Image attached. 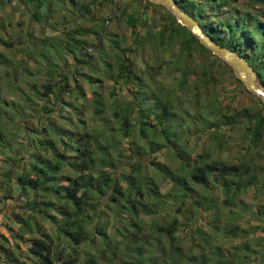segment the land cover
<instances>
[{
	"label": "trees",
	"instance_id": "16d2710c",
	"mask_svg": "<svg viewBox=\"0 0 264 264\" xmlns=\"http://www.w3.org/2000/svg\"><path fill=\"white\" fill-rule=\"evenodd\" d=\"M24 1L35 7V19L45 18L50 23L56 3L64 6L66 0ZM144 1L145 11L140 14L135 9L128 14L126 23L133 34L140 17L147 15L151 7L164 8ZM176 1L211 38L245 58L264 85V0ZM88 7L83 3L79 8ZM224 13L227 15L222 16ZM101 25L97 23L89 31L103 40L104 33L109 31ZM112 35L106 38L116 51V62L108 61L105 45L96 50L91 61L85 60L80 48L83 42L74 35L64 45L65 38L58 36H29L22 51L43 62L37 61V67L46 74V81L36 77L27 61L26 65L19 62L25 66L21 77L14 70L7 74L9 81L0 77V153L5 157L8 178V183L2 184L6 191L3 198L14 197L13 203L20 208L14 215L17 232L9 226L13 237L30 242L28 247L20 248L4 237L0 243V264H115L116 260L119 264H232L233 259L224 256L220 237L210 236L201 227L194 231L203 243L194 237L189 251L185 250L179 241V226L197 219L201 213L207 215V211L219 218L221 202L210 186H231L224 199L231 206L233 199L255 182L248 163H229L213 154L225 146V139L218 134L221 126L235 125L243 117L255 124L253 142L264 139V103L260 109L241 107L228 112L223 111L220 101H212L209 82L231 85L230 77L245 85L234 76L232 67L203 46L169 10L159 31L148 29L144 36L137 32L136 46L148 42L155 51L170 52L173 60L159 64L154 60L141 71L127 54L128 48L120 45L125 36L120 40ZM0 42L4 40L0 38ZM134 51L132 47L128 50ZM69 53L78 60L77 64L83 62L73 70L69 68ZM3 54L0 51V63ZM197 54L201 56L199 60ZM156 58L161 59V54L156 52ZM83 66L97 74L104 68V75L114 79L111 92L100 90L98 83L104 77L86 74ZM164 66L180 76L170 87L157 79L158 69ZM17 76L18 81L12 83L10 78ZM77 77L92 86L91 97L84 103L80 100L86 98V91ZM201 85L206 86L203 92ZM125 86L129 90L132 87L133 94L130 99L117 102L119 90ZM189 90L196 99L193 110L184 109L179 97L180 92L186 94ZM202 98L208 102L203 113L198 106ZM86 104L95 122L91 127L86 122L75 124L73 119V115L87 109ZM108 109L112 111L110 119L101 120ZM17 118H35L36 125L29 119L27 123H18ZM66 125L79 128L78 137L72 130L61 132ZM19 135L22 140H18ZM122 136L132 144L129 156L119 149ZM192 137L201 139L202 145L203 140H210L205 146L207 155L192 157L188 148ZM59 143L64 146L62 150ZM115 148L119 149L116 153ZM23 150L26 154L22 156ZM169 155L178 160L176 167L158 158ZM130 157L135 161L128 160ZM121 161H125L126 168L121 169ZM154 175L159 180H154ZM62 177L64 181L60 180ZM165 179L171 181V187L163 193L160 186ZM195 191L198 196H194ZM168 204L172 205L169 209ZM163 207L164 215L160 211ZM170 212L176 215L170 217ZM208 218L204 224L219 229L220 219ZM108 225L112 226V233ZM223 228L228 234H243L237 224ZM166 237L170 238V248ZM257 245L247 238L240 248L244 257L250 256Z\"/></svg>",
	"mask_w": 264,
	"mask_h": 264
},
{
	"label": "rangeland",
	"instance_id": "374dc122",
	"mask_svg": "<svg viewBox=\"0 0 264 264\" xmlns=\"http://www.w3.org/2000/svg\"><path fill=\"white\" fill-rule=\"evenodd\" d=\"M100 1H102V3H100ZM195 2H197V0ZM63 3L64 6H62L60 2L56 3L55 16L52 21H50V23H47L45 18L43 21L35 19L33 15L35 7L31 3L25 4L24 0H2V2H0V38L4 40V43L0 42V51L4 53L3 63L9 62V64L0 63L1 79L5 77V81H9L10 75L7 74L8 72H11V70L16 71L17 75L21 77L23 69H25L23 64L26 65L28 62V66L33 68V72L36 74V77L41 79L43 78V81H46V74L44 75L40 73L39 68L37 67L38 62L39 64H42L43 62L38 60V58H35V56L34 58L26 56L22 51V48L26 44L28 37H32V35L39 36L40 38L46 36H58L60 39L65 38V41H62L63 45L66 44L69 36L73 38L74 35V38L80 39L83 42L82 47H80L82 58L85 60L89 59L90 61L94 58L93 56L96 54V50L100 51L101 47H104L105 45L108 47V61L110 60L113 62L117 61L115 56L116 51L112 50L106 37H113L112 34H116L121 40L123 36H125V42L120 43V45L121 47L128 48V50L131 47L135 48L134 52H128L127 50V54L133 58L135 66L137 64L141 71L144 69V67L147 68L150 64H153L154 60H158V64L162 62V60H166L167 62L173 60V57L170 56V52L166 51L162 53L159 49L155 51V49H153L151 44L148 42H146L143 46H136L137 32L139 33V36H144L148 29H152L153 31L157 32L162 28V24L165 22V18L168 16V9L165 6L164 8H159V6L155 7V5L154 7H151L148 10L147 15L140 17L138 26L136 28L137 32L135 31L136 34H133V31L130 30V27L126 23L127 17L128 14H130L135 9L139 10L140 14L145 11L144 0H66ZM83 3L89 4V9L81 10L79 7ZM226 15L227 14L224 13L222 16ZM162 19H164V21ZM97 23L102 24L101 26H105V29L109 31L107 34L104 33L103 40H101V37H98V35L90 33L89 31V29L95 26ZM78 29H81L80 33H77ZM9 42L12 44H9ZM156 52L158 55L161 54V59L156 58ZM175 52H178V46L174 47V53ZM72 56V53L68 54L70 70H73L76 68V66H79L83 63L81 62L77 64L78 60L74 59ZM196 56L197 60L201 58L200 54H197ZM20 61H22L23 64H19ZM101 65L102 64L100 63L98 66ZM81 69L86 74L95 75L96 78L99 76L104 77L103 80H100L98 83L100 90L106 94L111 92V89L114 86V79L104 75V68L102 69V72L98 74L93 73L89 66H83ZM158 71L160 72L157 73V79H159L160 84H163V86L166 87H170L172 83L180 77L179 74L172 73V71H170L165 66L163 69H158ZM18 76L10 78L11 82L13 83L14 81H18ZM77 78L80 79L79 82L86 91V98H82L80 100L84 103L87 98L91 97L90 88L92 86H90V83L84 78ZM95 80L97 81V79ZM229 80V84L231 85H224L220 82H209L207 84L209 90L212 89V101H214L213 98L217 99L218 102L220 101L225 108L223 111L234 112V110H238V108L241 107H248L251 110L261 108V104L263 102L260 100L259 96L249 91L245 86L235 83L230 77ZM257 82L264 88L262 82H260L258 79ZM74 83L76 84V82L72 80V84ZM22 86L24 85L22 84ZM203 87L206 88V86ZM204 88H202L201 85V92L204 91ZM6 91H8L7 88ZM127 93L130 94L128 95ZM132 94V87H130V90L127 86L121 88L119 90L117 102L130 99ZM4 95L7 97L6 93ZM179 97L182 99V106L184 109L193 110V104H195L196 99L194 98L191 90H189V92L186 94L184 92H180ZM9 98L12 97L10 96ZM200 103L201 104L198 106L203 113V109L208 102L202 98ZM86 106L87 109L84 112H78L73 115V119L75 124L86 122V126L91 127L95 125V122L92 119L91 110L88 108L87 104ZM61 107L62 105H60L58 109L60 110ZM111 113V110H105L102 113L101 120H109ZM27 120L31 122V124L36 125L35 118H27L25 120L24 118H17L18 123L22 121L27 123ZM60 125H63V123ZM254 125V123H251L243 117L235 125L225 124L219 129L218 134H220V136L225 139V146L221 148L216 154H213V157L229 161V163L239 161L248 163L251 168V172L255 177V182H253L248 187L246 192L238 194L236 199H233V204L231 206H228L224 203L226 195L229 193V190L232 189L231 186H210L209 189L211 192L214 194L217 200L221 202L219 218H216L213 215V211H207V215L206 213H201L197 219H192L188 224H181L179 226L180 230L178 232V237L185 250L189 251L188 247L193 242L194 237L198 243H203V239L200 238V236L198 237V234L196 233L197 231H194L195 228L201 227L206 230V232H209V235L212 234L213 236L216 235L220 237V246L223 249L224 256L226 258H232V264H264V139H260L259 142H253L252 136ZM66 126L67 127L63 126V128H61V132L63 131L64 133H68L67 130H72V132H74V136L78 137L80 132L79 128H75L70 125ZM55 137L57 138L58 136L56 135ZM19 139H23L21 135H19L18 140ZM140 141L143 142V140ZM203 141L204 145H202L201 139L195 137L190 139V145L188 148L191 151L193 158H198L200 154H206L207 149H205V146L210 144V140ZM118 144L120 145V150H125V156H129V153H131L130 150L132 149V144L128 141V139L122 136V139L120 142H118ZM251 145L252 147H250ZM136 146L137 145H134V147ZM59 147H61V150L64 148L61 143H59ZM119 149L115 148L113 150L116 153L119 151ZM25 154L26 150H23L21 155L23 156ZM152 158L153 157L151 156L150 159ZM158 158L161 162L168 163L173 167L178 165V160L172 155H169L166 158L159 156ZM128 160L131 162L135 161V159L131 157L128 158ZM124 163L125 161H121V169L126 168L123 165ZM6 165L5 157L2 153H0V243L3 241L4 237H7L11 245L17 247L18 244L20 248H26L30 245L29 240L27 238L17 240L15 237H13V231L9 230V226H11L14 232H17L19 226L16 223L14 215L20 210V208H18L16 204L13 203L15 202L14 197L3 198L5 190L2 184L4 185L8 183L5 182L8 181V178L6 177L7 168L4 167ZM153 179L159 180V177L154 175ZM60 180L64 181L65 178L62 177ZM170 187L171 181L169 179H165V181L161 183L160 189L164 193ZM194 196H198L196 191ZM171 206V204H168L166 208L169 209ZM160 211H162L161 214L164 215V207ZM175 215V212H170V217ZM145 218L148 221L150 220V218L147 216ZM206 218L220 219L219 229H214L211 228V226H208V224H204ZM226 224H230L231 226L237 224V226H239V231L243 232V234L240 236L228 234V232H226L223 228ZM194 225L195 227H193ZM108 230L109 233H112L111 225H108ZM247 238L250 239L251 243L253 240H255L256 244L259 245L256 246V249L254 250L255 253L253 252L250 256L244 257L245 252L242 253L240 248ZM167 239L170 248L171 241L170 238ZM236 251H238V253L234 256ZM112 257L115 260L117 259L115 256ZM109 258H111L110 255ZM115 264H119L117 260Z\"/></svg>",
	"mask_w": 264,
	"mask_h": 264
},
{
	"label": "water",
	"instance_id": "95a60500",
	"mask_svg": "<svg viewBox=\"0 0 264 264\" xmlns=\"http://www.w3.org/2000/svg\"><path fill=\"white\" fill-rule=\"evenodd\" d=\"M149 2L163 5L172 12L177 17V20L186 26L203 46L232 67L235 77L241 80L249 91L259 96L264 103V88L257 82V73L245 58L240 57L234 50L222 46L211 38L204 31L198 20L181 8L176 0H149Z\"/></svg>",
	"mask_w": 264,
	"mask_h": 264
}]
</instances>
